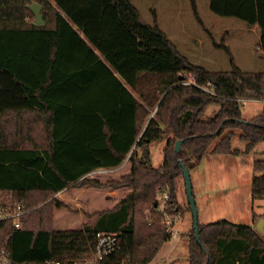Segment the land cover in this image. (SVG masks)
Listing matches in <instances>:
<instances>
[{"label": "trees", "instance_id": "trees-1", "mask_svg": "<svg viewBox=\"0 0 264 264\" xmlns=\"http://www.w3.org/2000/svg\"><path fill=\"white\" fill-rule=\"evenodd\" d=\"M33 1L42 5L43 24L26 19L33 17L27 6ZM208 1L218 15L257 25L264 52V0ZM88 13L98 14L101 30L123 51L113 67L120 60L138 64V34L158 49L163 63L137 68L133 92L70 23L85 25L92 36ZM218 46L230 56L228 69L188 61L130 0H0V213L24 210L0 219V250L10 264L86 262L98 232L115 233L120 247L97 264H146L154 257L171 237L166 216L173 224L180 209L179 160L190 172L212 144L214 155L243 154L264 140V70L240 68L227 45ZM245 98L263 101L249 120L240 108ZM210 103L218 110L202 119ZM235 129L246 142L242 151L231 147ZM164 139L162 164L154 166L151 145ZM126 157L129 171L118 179L89 176ZM252 168L259 174L252 177L251 196L264 197V158ZM68 186L129 190L111 208L88 215L82 227L55 229L54 210L67 205L54 194ZM257 215L253 210L252 219ZM198 233L199 241L192 223L188 264H264V235L251 224L219 219L199 223Z\"/></svg>", "mask_w": 264, "mask_h": 264}, {"label": "rangeland", "instance_id": "rangeland-1", "mask_svg": "<svg viewBox=\"0 0 264 264\" xmlns=\"http://www.w3.org/2000/svg\"><path fill=\"white\" fill-rule=\"evenodd\" d=\"M194 1L193 6L191 0H130L138 9L141 19L151 25H157L188 61L208 69H228L231 66L230 56L218 46L224 44L227 45L234 63L240 68L249 71H263L264 52L259 44V27L251 26L234 16L214 13L209 7L208 0ZM33 17L26 14L28 20H32ZM101 28V22H99V28L94 24L89 25L87 33L89 32L92 36L88 37L85 34L84 38L110 65L115 58L121 56L123 51L111 34ZM144 38L142 34L137 35L135 63L138 64L135 67L143 68L146 65L154 67L160 62L163 63L164 60L162 61L155 45L146 44L147 39ZM169 62L170 60L163 66L166 67ZM218 107L217 103H210L201 118L205 120L211 118ZM262 107L263 101L259 99L245 98L240 101L242 117L246 120L261 113ZM234 132L231 147L242 151L246 142L239 139V129H235ZM165 142L166 139L152 143L151 157L154 166L162 164V148ZM212 146L213 144L208 148L201 162L196 163L190 170L198 222L209 223L227 219L234 223L251 224L256 228V221L261 217L264 218L262 216L264 197L252 198L251 196L252 177L259 174V172L254 173L252 163L255 159L264 158V140L258 141L252 149L243 154L214 155L209 152ZM106 175L100 178L104 180L108 177ZM175 186L180 209L173 216L174 227H172L180 232L179 236L167 239L155 258L146 264H185L187 261L188 236L186 234L191 229L192 212L181 175L176 177ZM184 210H187V214H184ZM253 210L258 214V217L254 219H252ZM166 217L170 218V216ZM184 225L188 227L186 234L182 230ZM0 251V264H5L3 248ZM92 259L93 256L79 264H91Z\"/></svg>", "mask_w": 264, "mask_h": 264}, {"label": "crops", "instance_id": "crops-1", "mask_svg": "<svg viewBox=\"0 0 264 264\" xmlns=\"http://www.w3.org/2000/svg\"><path fill=\"white\" fill-rule=\"evenodd\" d=\"M53 5L59 11L62 12V10L57 6L56 2H53ZM94 14L96 13H88V16L86 17V23L92 20L93 24L99 27V22L97 21L99 20L98 14H96L95 17H92L94 16ZM70 23L78 30V32L82 36L85 35L86 32L85 29L87 28L85 25L81 23L80 24L75 23L72 21H70ZM109 66L112 67L116 76H118L121 79L123 85L129 91L133 92V73L137 69L134 66V63L126 60L125 61L120 60L115 67H113L111 64ZM133 66L135 68H133ZM162 152H163V148H162ZM129 168H130V164L126 157L119 166L114 168H96L89 173V176L91 178H95L100 181H104L107 179H118L122 174L127 173L129 171ZM99 169H103L105 171H98ZM104 174H107L106 176L108 177L103 180L102 178H100V176H103ZM128 190L129 188L114 189V188H99L95 186H68L54 194V196L57 199L62 200L67 206L63 208H57L54 210L53 227L55 229L80 228L82 227L84 222L89 219L88 215H92L93 213L101 211L106 208H111L118 202L119 198L123 195V193ZM184 214H187V210H184ZM173 224L172 226L174 227ZM187 228L188 227H186V225H184L182 228L185 234ZM173 229L177 230L176 228ZM179 233L180 232L178 231V235L176 237H172V236L171 237L177 238L179 236ZM166 242L167 241L165 240L161 243L153 258H155L159 249ZM187 250H188V244H187ZM185 264H188V260L185 262Z\"/></svg>", "mask_w": 264, "mask_h": 264}, {"label": "water", "instance_id": "water-1", "mask_svg": "<svg viewBox=\"0 0 264 264\" xmlns=\"http://www.w3.org/2000/svg\"><path fill=\"white\" fill-rule=\"evenodd\" d=\"M28 8L33 12V23L40 25L43 24L45 22L44 18H43V14H42V5L37 3V2H31L30 4L27 5ZM160 128H163V125H160ZM181 144H182V139H177L175 142V151H179L181 148ZM181 169H182V178L184 180V185H185V192L187 195V200L189 203V207L191 209L192 212V223H193V228H194V234H195V238L197 241H199V233H198V213H197V209H196V203H195V199L193 196V191H192V183H191V176H190V172L189 170L186 168V166L179 160ZM256 229L262 234L264 235V218L261 217L256 221L255 224Z\"/></svg>", "mask_w": 264, "mask_h": 264}, {"label": "built area", "instance_id": "built-area-1", "mask_svg": "<svg viewBox=\"0 0 264 264\" xmlns=\"http://www.w3.org/2000/svg\"><path fill=\"white\" fill-rule=\"evenodd\" d=\"M98 171H105L103 169H99ZM163 198H167V193H163L162 195ZM24 210H16L12 213H8V214H3L0 213V219H4L6 217H14L16 215H19L20 213H22ZM166 223L169 226L170 229V233L172 237H176L178 235V231L173 229L172 225H171V219L166 217ZM15 225H18V222L15 221ZM120 245L118 243V238L117 235L115 233H111V232H98L97 233V242H96V248H95V252L93 255V259H92V263L91 264H97L100 260H102L105 256L109 255L110 253H112L113 251L119 249ZM3 257H4V263L5 264H10V259L4 254V250H3ZM53 264H59L57 261L54 262Z\"/></svg>", "mask_w": 264, "mask_h": 264}]
</instances>
